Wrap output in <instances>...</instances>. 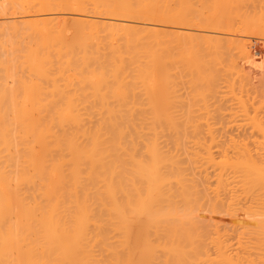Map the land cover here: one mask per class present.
I'll return each instance as SVG.
<instances>
[{"label": "bare ground", "instance_id": "bare-ground-1", "mask_svg": "<svg viewBox=\"0 0 264 264\" xmlns=\"http://www.w3.org/2000/svg\"><path fill=\"white\" fill-rule=\"evenodd\" d=\"M253 1L256 4H253ZM249 2L255 7L259 2L261 8L256 7L254 10L258 11L253 10V14L249 11L246 13L245 3L249 5ZM243 4L246 6L243 7ZM33 13L40 15L33 19L31 16ZM88 13L104 16L105 21L103 20L100 25L98 21L92 20ZM17 17L22 19L26 26L24 27V23V29L22 31L19 29V33L15 29L16 26L8 32L5 25L12 20L15 23ZM135 20L151 22L148 28L143 30L149 35L142 33V30L140 32L136 29L138 27L129 25ZM68 22L73 24L68 25ZM161 22L181 26L179 30L185 36H189L188 31L193 34L190 36L198 35L190 31L191 26L200 27L198 30L204 29L206 34L204 32L202 35L199 34L201 37L205 35L199 43L202 49L209 51L210 46L216 47L211 49L214 51L211 53H216L214 56L217 58L219 52H216V49H219L217 31L221 33L224 31L226 34L246 32L247 35L251 32L252 35L257 34L255 37L260 36L259 39L261 37L264 39V0H0V25L5 26L0 29V264H201L226 261L233 256L247 260L255 248L264 245V156L263 160H260L262 162L254 159L247 150V143L240 142L245 146H239V143L237 146L233 138L231 141L236 144H233L236 146L233 153L225 152L226 149H230L229 145L225 149L222 147V152L218 154L221 158L217 156L218 159L214 156L213 148L217 147L214 145L217 142L213 135L209 134L211 130L207 131L211 145L208 141L205 142L206 139L194 138L199 132L197 120L181 121L184 124L188 122L185 125L195 126L194 130L190 129L191 135L196 130L194 137L192 136L195 141L192 138L190 141V137L184 131V137L185 134L189 137L187 141L181 133L184 129H188V133L190 126L187 128L183 124L181 126L180 118L177 119L171 114L156 113L160 109L157 101L149 100L147 104L154 113L135 115L130 112L133 109L135 111L138 102H131L132 100L127 98L122 100L114 98L112 101L105 99L104 96L96 97L93 101L77 100L67 96L55 98V94L60 91L55 79L57 75L50 79L52 83L47 87L39 82L33 87L24 86L19 91H11L8 88V80L15 73L10 52L22 51L23 60L19 64L41 78L40 80L47 79L44 80L45 83H50L48 78H51L49 73L54 72L50 71L52 68L55 70L58 67L56 70L60 75L72 70L89 80L92 95L107 94L110 90L114 96L117 94L121 96L123 93L125 95V90L129 89L123 86L125 76L128 78L134 76L136 80L139 78L145 92L150 95L155 92L157 84L161 83L159 81L163 80L164 84L169 82L168 76L170 77L172 70L170 66L173 67L175 61L183 62L181 66L184 68V64L189 63L186 65L189 74L196 70V76H201L208 66L211 75L202 74L201 82L209 84L212 79L216 80L217 77L210 72L212 70L210 63L213 62L211 59L214 56L208 59L200 57L204 63L198 59L196 51L199 50L200 44L196 43L197 38L195 41L188 37L190 47L188 44L185 45L190 49L187 51L184 46L182 47L186 52L183 54L182 49L181 59L177 58L174 62L170 58L166 59L167 57L163 59L165 56L159 54L157 48L161 45L160 42H164L160 41L161 35L158 34L160 29H157L158 23ZM8 26L12 27L11 24ZM132 29L135 32L138 30L136 41L138 39L142 41L145 35L148 37L153 33L149 31H154L152 39L151 37L148 39V42L150 39L153 41L154 48L149 49L148 53L145 51L144 55L147 57L144 62L142 58V60L137 58L143 52L138 48L136 52L140 53L134 57L135 54L128 52L129 62H126L128 53L124 52L130 51V46H134L132 43L134 36L129 34L130 31L134 35ZM176 34H180L179 31ZM120 38L122 41L125 39L122 42L124 44L122 49L127 48L123 49L124 52L120 49L122 45L119 43ZM206 38L211 40L212 44H209L210 41ZM215 38L217 42L212 40ZM154 41L156 43L153 45ZM203 41L206 46H203ZM137 42L140 43L139 40ZM242 42L243 44L238 43L240 44L238 49L243 55L249 56L250 46H247L246 41ZM164 43L167 45V42ZM252 43L253 40H250V44ZM93 45L97 47L96 49L93 47L94 50L91 48ZM195 46L198 47L197 50ZM163 47L165 48V44L160 48ZM106 48L108 53L104 51ZM132 50L134 52L135 49ZM217 61L219 62L218 58ZM201 62L205 70L199 72ZM193 67L196 69H192ZM133 69L136 71L135 74H132ZM236 74L234 78L232 77L233 81H227L232 88L239 81L237 84L240 93L244 91L247 94L245 83L251 77L247 71ZM191 76L193 78L195 75ZM194 79L193 84H201ZM108 81H112L113 87L107 84ZM113 81L116 82V87ZM233 90L234 88L232 89L234 93ZM237 99L243 103L240 111L246 116L245 113L248 111L245 110L248 108H245V99L242 95ZM86 108L88 110L92 108L91 113L92 110L100 112L90 114ZM82 109L89 113L84 114ZM127 109L130 112L124 113L123 110ZM196 121L198 124L192 125ZM165 132L167 134L171 132L172 136L176 134L175 137H179V134L186 140L183 141L184 144L188 142L190 145L191 142L193 150L199 147L198 152L197 150L192 152V148L187 149V154L191 153L187 155L189 163L195 166L190 165L194 170L193 176L203 166L208 167V164L210 167L211 165L216 167L217 171L214 172L217 176L216 182L213 179L212 185L215 186L214 192H218L226 188L230 190L233 186L232 184L228 187L230 182L228 175L225 174L227 170H231L233 172L231 180L235 182L237 194L233 195L232 187L231 191L225 194L233 195L231 198L229 196L230 200L227 198L229 200L227 204L225 203L227 201L222 202L224 201L222 199L219 202L220 198L210 201L206 197L208 194H204L207 192L208 183L203 182L207 185V187L204 185L206 191L203 192L201 181L198 179L199 184L196 176L189 174V177L188 173L187 175L185 173L189 163L188 166H183L181 159L183 165L179 163V155L168 153L169 151L167 154L164 147L161 149L163 143L160 144L159 141L162 139H159L162 137L167 141ZM177 137L176 140L173 138L176 144L173 146L179 150L182 148V138L179 140ZM164 143L168 144L169 140ZM204 143L209 145L205 146ZM203 162L206 164H202ZM199 166L201 168L196 169ZM207 175L208 170L202 177L205 178ZM207 177L210 179V175ZM238 191L248 197L246 203L248 205L244 202L241 206L240 203L246 199L240 202ZM224 193H221V196ZM221 211H225L224 214L241 217L252 225L248 230L247 228L241 230L243 234L240 237L239 230L234 229L236 233L238 232L237 235L232 231L233 228L229 229V233L237 240L234 242L238 244L235 248L240 249L234 252L233 256L229 251L233 241L228 240L233 237H223L226 241L223 240L220 235L222 231L218 234L220 221L219 225L214 224L217 221H213L216 220L214 218L217 214L221 217ZM211 220L215 225H212L214 226L211 227L212 230L210 224L208 225ZM202 223L208 225L207 228L212 231L208 235H212L214 231L217 234L214 233V236L208 239L210 241L206 236L209 230L203 232L205 226ZM249 230L250 238H253L251 240L248 239L249 235L246 232ZM245 232L248 238L243 236ZM252 232L256 235L253 236ZM203 233L206 238L203 237ZM205 239L213 249L215 247V250L208 242L205 243ZM225 242L230 245L227 246ZM206 244V247L209 245L211 248L210 253L208 248H203ZM225 245L230 249L227 250Z\"/></svg>", "mask_w": 264, "mask_h": 264}, {"label": "rangeland", "instance_id": "rangeland-1", "mask_svg": "<svg viewBox=\"0 0 264 264\" xmlns=\"http://www.w3.org/2000/svg\"><path fill=\"white\" fill-rule=\"evenodd\" d=\"M255 1H257V0H255ZM250 3V2H249ZM255 2L253 1V4H254ZM258 3L259 2H257V5H256V7H257V9L260 7V5H258ZM245 4H247V7H245L244 6V4H243V7H245L244 9L246 10L245 12L247 13V11H249V13H251V14H253L254 12H252L256 7L252 4V2L248 5V3H245ZM252 4V5H251ZM256 4V3H255ZM242 7V8H243ZM261 8V7H260ZM243 9V10H244ZM250 9V10H249ZM260 10V9H259ZM254 11H258V10H254ZM244 12V13H245ZM34 14V15H33ZM31 16H33L32 18L33 19H36V18H38V16L40 15H36L37 13H33ZM89 14V16L92 18V20H96V22L98 21L99 22V24L100 25H102L101 23L103 22V20H104V16H100V15H94V13H92V14H90V13H88ZM94 16V17H93ZM100 16V17H99ZM20 17V16H19ZM19 17H17V19L15 20V23L13 22L14 20H12V21H8L7 22V24L4 26V25H0L1 27H0V29H3V27H5L6 28V30L8 31V32H11L12 30H13V28L15 27V29L17 30V32L19 33V29H20V31H22L23 29H24V27L26 26V23H25V25H24V23L22 22L23 20L22 19H19ZM94 18V19H93ZM19 20V21H18ZM20 20H21V22H20ZM105 21V20H104ZM12 22V23H11ZM134 22H136V23H134ZM142 22V23H141ZM146 22H148V23H146ZM146 22H144L143 23V21H137V20H135V21H132L131 22V24H129V25H134L135 27H138V28H136V29H138V30H140V32H141V30L143 31L144 29H146V27L148 26V24L149 23H151V22H149V21H147L146 20ZM13 23H14V25H13ZM71 22H68L67 24L68 25H71V24H73V22L70 24ZM134 23V24H133ZM140 23V24H139ZM12 25V27H10V26H8V25ZM135 24H137V25H135ZM142 24V25H141ZM23 25H24V27H23ZM129 25L127 26V27H129ZM141 27H143V28H141ZM158 34H160L161 36H160V41H164V42H167V45H166V43H164V42H160V46L159 47H157L158 49V51H159V54L161 53V55H163V56H165L164 58H163V56H162V58L163 59H165L166 57V59H168V58H170L173 62L175 61V60H177V58H179V59H181L182 58V55L180 56V54H181V52H182V49H183V54L186 52V50L184 49V48H186L187 49V51L190 49H188V45H189V47H190V42H187L190 38H188V37H192V39H194L195 40V38H197L196 40L198 41V42H196V43H199V41H200V39L202 40V37L203 36H205V35H203L202 37H201V35L203 34V30L204 29H201V30H198V29H200V27L199 28H197V26L196 27H193L192 28V26H191V30L190 31H192V32H194L196 35L198 34H201V35H197V36H190L191 34H190V32L188 31V33L186 32V34H188L189 36H185L184 35V33H183V35L181 34L182 33V31L180 32V30H179V28L181 29V26L179 27V26H175V25H172V24H167V23H158ZM133 26V27H134ZM17 27H18V29H17ZM131 27V26H130ZM132 27V28H133ZM141 28V29H140ZM148 28V27H147ZM128 30H129V28H127ZM197 29V30H196ZM138 30H136V32H135V30L133 31V29H132V31H133V34L134 35H132V33H130V31H129V34L131 35V36H134V37H132V40H134V42H132L133 43V45L136 47H134V46H130L131 48H129V50L130 51H127L126 49L127 48H123V49H125V50H123L122 49V46L124 45L122 42L123 41H125V39H123V41L121 40L122 38H120V40H119V43L121 42V50H123V52L124 53H130V54H135V55H133V57L134 56H136V55H138L139 53H140V51L142 50L143 52H141V54L142 55H138V56H140V57H138L137 56V58H139L140 60H142L143 62H144V60L146 61V57H147V55H144V54H146V52L148 53V50L149 49H153L154 47L152 46V42L153 41H151V39H152V36H153V34H154V31H149V33H151V32H153V33H151L150 34V36H148L147 37V35H145V39L144 38H142V41L143 40H145V42L143 41V43H141L142 41H140L141 39H138L139 40V42L140 43H138L137 41H136V33H137V31ZM131 31V32H132ZM161 31V32H160ZM179 31V33L181 34H176L177 32ZM212 31V30H211ZM165 32V33H164ZM184 32V31H183ZM223 33H221V31L219 32V31H217L216 33V35L219 37H217V38H215V39H212V40H215L216 41V39L218 40V48L219 49H216L217 51L216 52H218L217 53V58H218V60H219V62L217 61V58L214 56V54H216V53H211V52H214V51H212L211 49H215L213 46H210L211 48H210V51L209 50H206V49H202V45H201V43H199L198 45L197 44H195L196 46H198L199 47V50H197L198 49V47H196L195 46V48H196V52L198 53L200 50H202V51H200L198 54H200V55H198L197 53H196V55H197V57H199L198 59H200V57L201 58H206V59H208V58H211L212 56H214V57H212L213 59L215 58V60H213V59H211V61H213V62H211L210 63V65H211V71L210 72H213V76L216 78L217 77V79L215 80H213L212 79V81H215V83L214 82H212L211 81V78L209 79L211 82H209V80H208V82H209V84L206 82V84H204V83H202L201 81H203V79L201 80V76H202V74L204 75V74H207V73H209L208 71V66L205 68V69H203V67H204V65H202V62H201V65H202V67H201V65H200V67H199V72L200 71H204L203 73H201L200 75L201 76H199L198 75V72H197V75L198 76H196V70H192V71H194V72H192L191 73V75H195V76H193V78H191L192 76L189 74V71L187 70V64H189V63H185L184 65H185V68H184V66L182 65L181 66V63H183V62H179V61H175L174 63H175V65L172 67V66H170V69H172V70H170L171 71V75H170V77L168 76V78H170V79H168L169 80V82H165V84L164 83H162V81H159V82H161V83H159V84H157V86H156V88H155V92L154 93H152L153 94V96H152V94H148V93H146L145 92V89H144V86H142L143 85V83H141L140 82V79L139 78H137V80L134 78V76H131V72L129 73V75L133 78V82H132V78L130 77V78H128V76H125V81H124V84H125V82H126V86L123 84V86L125 87V89H127V88H129V89H127L128 90V92H127V90H125L124 92H125V95H124V93L120 96V95H113V94H111V93H113V92H111V90L110 91H108V93L107 94H93L92 95V93H91V90L90 89H92L90 86H92V85H89V84H91V83H89L86 79H84V76H80V75H77L76 73H74V71H69V72H66V73H64V74H62V75H60V74H58V72H57V70H56V68H58V67H56L55 68V70L53 69H50V71L51 72H55V74H54V72H53V74L52 73H49V75L51 74V78H48L49 79V82L50 83H45V81H47V79H42V80H40L36 75H33V74H31L27 69H25V68H23V66L22 65H20L19 63L23 60V58H22V54H23V51L22 52H17V53H12V52H10V57L13 59V60H11V63H12V65H13V67H14V70H15V73H14V76H12L11 78H9V80H8V88H10L11 89V91H14V90H17V91H19L22 87H26V86H29V87H33V85H35V84H38L39 82V84H44V85H46V86H44L43 84H42V86H44V87H47V86H50L51 85V81H50V79L52 80V77L54 76H56L57 75V77L55 78L56 79V81H57V83H58V85L60 86L59 88V93H57V94H55V98H63L64 96H67V97H72V98H77V100H83V99H88L89 101L90 100H95L96 99V97L98 98H102V96H104L105 97V99L106 98H108L109 100L111 99V101L112 100H119L120 98V100H122V98L123 99H126L127 98V100L129 99L131 102H135V103H137V106H136V108L138 107V105H140V106H142V107H138L137 109L135 108V111H134V109L133 110H131L132 112H130V110H123L124 111V113H128V112H130V113H133V114H135V115H141V114H143V115H149V113L151 114V112H153L154 113V111L153 110H150V109H152V108H149V106L147 105V104H149V100L150 101H157L158 102V107L160 108H158L159 110H157L156 111V113L158 112V114H168V115H172V116H174V117H176L177 119H179V122H181V121H183V122H185V120H192V121H195V120H197L198 121V123H197V121L196 122H193L192 123V125H194V123H197L196 125H197V129H199V132H198V134L196 133V130L195 131H193L194 132V134H195V137H194V134L193 135H191V133H190V129L192 128L193 129V127L195 128V126H193V127H191V125H189L190 127H188L189 128V132L187 133V131H188V129H184L183 130V133H181V135L184 137V133L186 132V134L190 137V139H189V137L185 134V136L186 137H184L186 140H187V137H188V139L190 140V141H192V140H194L195 141V139L196 140H199L198 138L199 137H201V140L202 139H206V141L205 142H209V144L211 145L212 143H211V139L209 138L210 136H209V134H212L213 135V137L215 138V140H216V142H217V144L215 143L214 145L215 146H217V147H214L213 148V151H214V156L215 157H217L218 156V154H220L221 152H222V150L223 149H225L228 145H229V147H230V149L228 150V149H226V150H228V151H226L225 150V152H231V154L233 153L232 151H233V149H234V147H236L235 145V143H233V141L234 142H236L237 143V146H238V143H239V146L240 145H243V144H241L240 142H242V143H244V144H246L247 145V147H248V149L247 150H249L250 152V154H252V156L254 157V159H257L258 161H260V160H263V152H264V143H263V141H264V138H263V130H264V39H262V37H261V39H259V37L260 36H257V37H255L257 34H253L252 35V33L250 32V34L248 33V35H247V33L246 32H244V33H246V34H244V33H234V34H236V35H234V34H230L229 32H227V34H226V32L224 33V31H222ZM142 33H147V32H145V31H143ZM219 33V34H218ZM148 34V33H147ZM157 34V36H159ZM204 34H206L205 32H204ZM208 34V33H207ZM241 34V35H240ZM149 35V34H148ZM155 35H156V32H155ZM179 37H178V36ZM193 35V34H192ZM209 35H211L212 36V34H209ZM216 35H214V36H216ZM130 36V37H131ZM174 36V37H173ZM221 36V37H220ZM241 36V37H240ZM151 37V39H150V42H148L149 40V38ZM162 37V38H161ZM185 37V38H184ZM210 37V36H209ZM234 37V38H233ZM204 38V37H203ZM208 38V37H207ZM207 38H206V40H207ZM211 38V37H210ZM153 39H154V37H153ZM156 39H158L159 40V38H156ZM188 39V40H187ZM231 39V40H230ZM241 39V40H240ZM195 40V41H196ZM250 40H253V43L252 44H250ZM147 41V42H146ZM195 41H193L192 40V42H195ZM207 41H210L209 42V44L211 43V40H207ZM242 41H246L247 42V46L249 47V56L248 55H246V54H242L243 52H240V49H238L239 48V46H240V44H243V42ZM185 42H187V43H185ZM201 42V41H200ZM230 42H232V43H230ZM144 43H147V44H144ZM149 43H151L150 45H151V47H149ZM156 42L154 41V43H153V45L155 44ZM162 43H164L165 44V48L163 47L162 49L160 48L161 46H163L162 45ZM213 43H214V41H213ZM238 43H240V44H238ZM169 44H170V46H169ZM175 44V45H174ZM185 44H188V45H185ZM192 44V43H191ZM203 46L205 45L204 44V41H203ZM208 44V43H207ZM209 44L207 45L208 46V48H209ZM212 44V43H211ZM215 44V43H214ZM213 44V45H214ZM95 45V44H94ZM92 46L91 48H95V46L97 45H95V46ZM136 45H138V47L136 46ZM217 45V44H216ZM235 45V46H234ZM239 45V46H238ZM184 46V48H182ZM186 46V47H185ZM200 46H201V49H200ZM206 46V45H205ZM215 46V45H214ZM232 46V47H231ZM238 46V47H237ZM247 46H246V48H247ZM99 47V46H98ZM125 47V46H124ZM139 47H141V48H139ZM144 47V48H143ZM149 47V48H148ZM213 47V48H212ZM230 49H229V48ZM94 48H93V50H94ZM97 48V47H96ZM95 48V49H96ZM108 48V47H107ZM103 49L105 52L108 50V49ZM135 49L134 50V52H133V50L132 49ZM138 48V50L140 49V51H137L136 52V49ZM204 48H207V47H204ZM260 48V49H259ZM100 49H102V46H101V48ZM255 49V50H254ZM258 49V50H257ZM155 50V49H154ZM239 50V51H238ZM146 51V52H145ZM150 51V50H149ZM156 51V50H155ZM210 52V53H208V52ZM190 52V51H189ZM193 52V51H192ZM207 52V53H206ZM257 52V53H256ZM107 53H108V51H107ZM128 53V55H127V57H126V59H127V61L126 62H129L128 61V56H130V54ZM137 53V54H136ZM195 53V52H194ZM204 54V55H203ZM208 54V55H207ZM209 54H212L211 56H209ZM255 54V55H254ZM258 54V55H257ZM131 55V56H132ZM179 55V56H178ZM194 55V54H193ZM243 55V56H242ZM142 56V57H141ZM144 56V57H143ZM161 57V56H160ZM53 58H54V56H53ZM142 58V59H141ZM145 58V59H144ZM161 58V59H162ZM250 58V59H249ZM55 59V58H54ZM197 59V58H196ZM195 59V60H196ZM170 60V61H171ZM250 60V61H249ZM167 61V60H166ZM169 61V62H170ZM171 61V63H173ZM208 62L210 61V60H207ZM217 61V62H216ZM55 62V61H54ZM176 62H179V64H177ZM56 63V62H55ZM54 63V64H55ZM171 63H169V65L171 64ZM204 63V62H203ZM18 64H19V66H18ZM167 64H168V62H167ZM206 64V63H205ZM58 65V64H57ZM56 65V66H57ZM169 65H167V66H169ZM172 65V64H171ZM176 65L177 66H179V67H176ZM187 65V66H186ZM208 65H209V63H208ZM54 67H55V65H54ZM172 67V68H171ZM236 67V68H235ZM191 68V67H190ZM190 68H188V69H190ZM210 68V67H209ZM258 68V69H257ZM192 69H196V68H192ZM243 69V70H242ZM134 70V69H133ZM191 70V69H190ZM234 70V71H233ZM245 70V71H244ZM251 70V71H250ZM241 74L242 72L244 73V72H246L247 71V73L249 74L248 76L249 77H251V79H246L247 81H246V85H245V89H244V87H243V89L245 90V91H247V94L243 91V93L241 94L240 92V87H239V84H237L236 83V85L233 87L234 88V93L232 92V86L229 84V82L227 81V80H232L234 77H235V74L236 73H238V72ZM242 71V72H241ZM57 72V73H56ZM135 70L134 71H132V74L134 73L135 74ZM236 72V73H235ZM251 74H250V73ZM170 73V72H169ZM210 75H211V73H209ZM215 74V75H214ZM58 75H60V76H58ZM209 75V76H210ZM243 75V74H242ZM207 76V75H206ZM236 76H237V74H236ZM53 77V78H54ZM194 77L196 78V79H194ZM213 77V78H214ZM233 77V78H232ZM248 77V78H249ZM110 78H111V76H110ZM113 78V77H112ZM126 78H127V80H126ZM203 78V77H202ZM206 78V77H205ZM244 78V77H243ZM107 79H108V76H107ZM131 81H130V80ZM192 79H194L195 80V82H196V80L198 81V82H201V84L199 83H196V84H193V80ZM225 79V80H224ZM111 80H114V79H111ZM164 80H165V78H164ZM43 81V82H42ZM122 81V82H123ZM138 81H139V83H138ZM166 81V80H165ZM233 81V80H232ZM242 81V80H241ZM245 81V80H244ZM204 82H205V80H204ZM231 82V81H230ZM243 82V81H242ZM251 82V83H250ZM113 83H114V81H113ZM167 83V84H166ZM213 85H212V84ZM48 84V85H47ZM108 85H112V81H108V83H107ZM204 84V85H203ZM227 84V85H226ZM229 84V85H228ZM255 84V85H254ZM116 85V82L114 83V86ZM210 85V86H209ZM211 85L213 86V87H211ZM238 85V86H237ZM249 85V86H248ZM112 87H113V85H112ZM116 87V86H115ZM208 87V88H207ZM239 87V88H238ZM247 87V88H246ZM90 90V91H89ZM133 91V92H132ZM91 94H90V93ZM110 94V95H109ZM236 95V97H235V95ZM96 95V96H95ZM113 95V96H112ZM124 95V96H123ZM149 95V96H148ZM239 95H242V98H244L245 99V108H248V110H245V112H247V114L245 113V115L246 116H243L242 115V113L241 112H243V111H240V110H242V107L243 106H241V105H243V103L241 104L240 103V101L237 99V97L239 98ZM44 96H46V95H44ZM47 96H49V95H47ZM118 96H119V98H118ZM245 96V97H244ZM103 97V98H104ZM95 98V99H94ZM115 98V99H114ZM150 98V99H149ZM142 102V103H141ZM146 102H148V103H146ZM247 104V105H246ZM144 105V106H143ZM147 105V106H146ZM247 106V107H246ZM141 108V109H140ZM167 108V109H166ZM92 109V108H91ZM91 109H87L86 108V110H88V111H90V114H92V113H98V112H100V111H98V110H92V113H91ZM95 109V108H94ZM85 110V111H86ZM84 114L85 113H89V112H84V109H82L81 110ZM123 111H119V113L120 112H122L123 113ZM101 112H102V110H101ZM135 112V113H134ZM186 118V119H185ZM189 118V119H188ZM208 119V120H207ZM201 121V122H200ZM203 121H206V122H203ZM208 121V122H207ZM188 123V122H187ZM187 123H185V124H187ZM207 123V124H206ZM181 126H183L184 125V127H186L187 128V126L188 125H185L184 123H179ZM183 124V125H182ZM183 127V128H184ZM194 130V129H193ZM208 130H211L210 132L211 133H209V134H207V131ZM185 131V132H184ZM198 131V130H197ZM170 133L171 132H169V134H167L166 132H165V134H167V136L165 137V134H164V137L167 139V141L169 140V143L168 144H165L164 142H167V141H164L163 140V138L161 137L159 140H161V141H159V142H161L160 144H162L163 143V145H162V147H161V149H163V147H164V152L165 153H167V151H169L168 153H172V154H177V155H179V163L181 162L180 161V159L183 161V164H182V162H181V164L183 165V166H188L187 165V163H189V161L190 160H188L189 158H187V155L189 156L191 153H189V154H187V149H190L191 150V148L193 147L192 145H191V142H190V145H191V147H190V145H189V143L188 142H185V144L186 143H188V145L186 144V146H185V144H184V142L183 141H186L184 138H182L179 134H178V136L179 137H177V138H179V140L181 139L182 140V142H181V145H182V148H180L179 150H176L175 149V145L176 144H174V142H175V135H173L172 136V133H171V135H170ZM196 135H198L197 137H196ZM162 136H163V134H162ZM195 138V139H193V137ZM171 137H172V141H170V139H171ZM164 138V139H165ZM173 138L175 139V140H173ZM191 138H192V140H191ZM234 138V139H233ZM208 139V140H207ZM233 139V141H231ZM210 140V141H209ZM163 141V142H162ZM188 141V140H187ZM229 141V142H228ZM244 141V142H243ZM202 142H204V140L202 141ZM207 142V143H208ZM173 143V144H172ZM193 143V142H192ZM207 143H204L205 144V146H208L209 144H207ZM230 143V144H229ZM197 144H199V141H198V143ZM225 144V145H224ZM233 144H235L234 146H233ZM174 145V146H173ZM195 145V144H194ZM202 145V144H201ZM214 145H212V146H214ZM223 145V146H222ZM196 146V145H195ZM194 146V147H195ZM221 148H220V147ZM233 146V147H232ZM245 145H243V147H244ZM222 147H223V149H222ZM204 148V147H203ZM201 149L200 148V150H203L204 151V149ZM217 148H219L221 151H219V149H217ZM212 149V148H211ZM210 149V150H211ZM166 150V151H165ZM195 150H197L196 152H198V150H199V147H195L194 148V150H193V148H192V152L194 151L195 152ZM212 151V150H211ZM212 151V152H213ZM201 152V154H202V151H200ZM220 152V153H219ZM229 152V153H230ZM167 153V154H168ZM222 155V154H221ZM219 158H221V156H218ZM217 157V158H218ZM218 158V159H219ZM262 158V159H261ZM216 159V158H215ZM217 159V160H218ZM256 160V161H257ZM260 162H262V161H260ZM199 163V162H198ZM199 164H201V163H199ZM199 164H197V165H199ZM202 164H204V162L202 163ZM206 164V163H205ZM204 164V165H205ZM193 165V167H195L194 166V164H192L191 162L189 163V168H188V170L185 172L186 173V175H187V173H188V175L187 176H189V174H191L190 176H193L192 174H193V172H194V170H193V168L191 167V166ZM202 166V165H201ZM201 166H199L198 168H196V169H200L201 168ZM208 167H204L203 166V168H201L199 171H200V173H199V171H196L197 173L195 174V176H196V178H197V180L199 179L201 182V184L199 183V180H198V182L197 183H199L200 185H202V188H203V192H205L206 190H207V192L206 193H204L205 195L206 194H208V195H206V197L210 200V201H213V200H215V199H217V198H220V200L219 199H217V200H219V202L220 201H222V200H224V201H222V202H225V201H227V202H225L226 204L228 203V201L230 200V198L231 197H233V195H235V194H237V192L235 191V189H237V188H235L236 187V185H235V182H233L231 179H233L232 177H233V175H231V174H233V172L230 170H227L226 172H225V174H227L228 176V178H229V181L228 182H230L229 183V185H228V187H230V185L232 186V184H233V186L232 187H234L233 189L234 190H232L231 191V189H232V187H230L229 189L230 190H228L227 188L226 189H222V191L220 190V191H218V192H220L219 194H218V192L216 191V192H214L215 190H214V188H215V186L214 185H212V184H214L213 183V179H214V182H216V178L215 177H217L216 176V167H212V165H211V167L209 166V164L207 165ZM187 168V167H186ZM210 168V169H209ZM213 168H214V171H213ZM195 169V168H194ZM203 170V171H202ZM205 170V171H204ZM208 170V175L207 176H209L210 175V179L207 177V179H205V178H203L204 176H203V174L205 175V173H206V171ZM202 171V172H201ZM209 171H210V173H209ZM213 171V172H212ZM215 172V173H214ZM229 172V173H228ZM213 173L215 174V176L213 175ZM230 175H231V178H230ZM189 176V177H190ZM195 176H193V177H195ZM203 176V177H202ZM199 177V178H198ZM214 177V178H213ZM209 179V180H208ZM194 180L196 181V179L194 178ZM207 180V181H206ZM208 181H210V182H208ZM203 182H205V183H208V187H207V185L206 184H203ZM233 182V183H232ZM199 184H197V185H199ZM211 186H210V185ZM199 185V186H200ZM204 185H206V187H207V189L205 190L204 188ZM199 189H200V187H198ZM201 188V189H202ZM209 189V190H208ZM227 190V191H226ZM224 191H225V193H224ZM232 192V193H234L232 196H231V194L230 193H227V194H229V196H230V198H229V196L228 195H225L226 194V192ZM234 191V192H233ZM201 192V194L203 193L202 191H200ZM239 192V191H238ZM221 193H224V197L223 196H221ZM240 193H242L241 191L238 193L240 196H239V198H240V202L242 201V200H244V198L246 199L245 201H242V203H240L241 204V206L243 205V203L244 204H246L247 203V200H249V199H247L248 197L246 196L245 197V194L244 193H242V194H240ZM203 194V195H204ZM217 194V195H216ZM223 197V198H221V197ZM226 196H228V197H226ZM216 197V198H215ZM226 197V199L227 198H229V200L227 199H224ZM243 198V199H242ZM222 199V200H221ZM249 202V201H248ZM246 205H248V204H246ZM221 206V205H220ZM223 212H225V211H221V213H222V215H221V217L217 214L215 217L216 218H214V219H216V220H213V221H217V222H214V224H218V222H219V224L222 226H218V225H216V226H218V234L220 233V235L222 236H220L222 239H223V237H225V238H228V236L229 237H233L234 235H232V234H230L229 232V229H231V228H233V232L235 231V230H239V232L240 233H236V231H235V233L240 237V235H242L243 234V232L241 231V230H244V229H246L247 228V230H248V228L251 226L252 227V225H250L249 223H247V222H245V220H243L241 217H238V216H232V215H229V214H224ZM220 213V212H219ZM220 213V214H221ZM206 215H208L207 214V212L205 213ZM204 213H203V215H205ZM220 217V218H219ZM217 218L218 219H220V220H217ZM207 222V221H206ZM209 222V221H208ZM204 223V222H203ZM202 223V224H203ZM213 222H212V220H211V222H209L208 223V225L210 224V229H211V227H212V225H214V224H212ZM205 224V223H204ZM203 224V225H204ZM208 225H204L205 226V228H204V231H203V227L204 226H202L201 227V230L203 231V232H207V229L209 228V226ZM215 226V225H214ZM213 226V227H214ZM208 227V228H207ZM212 227V228H213ZM224 228H226V229H224ZM236 228V229H235ZM238 228V229H237ZM210 229H208L209 230V232H205L207 235V237H209V238H207V240L208 239H210V237L213 235L214 236V233L216 234V232L214 231L213 233H212V235L211 234H209L208 235V233H210V232H212ZM215 229L217 230V227H215ZM215 229H213V230H215ZM235 229V230H234ZM250 229V228H249ZM232 231H231V233H232ZM251 231H252V229H251ZM253 231H254V233H256L255 232V229H254V226H253ZM226 232H228V233H226ZM242 232V233H241ZM248 233V235H249V238H248V236H246L247 235V233ZM245 233L246 234H244L243 236H246L248 239H253V238H250L251 237V234L249 233L250 232V230L249 231H246ZM225 233L226 234H228L227 236L225 235ZM204 234V233H203ZM223 234V235H222ZM234 234V233H233ZM217 235V234H216ZM225 235V236H224ZM232 235V236H231ZM252 235L253 236H255L254 234H253V232H252ZM203 237L204 238H206L205 237V234L203 235ZM239 237H238V239H239ZM225 238L223 239V240H225ZM228 240H230V242H232L233 243V245H232V243H231V250H229L231 253V255L233 256V255H235V253L234 252H237L238 250H240V249H237V248H235L236 247V245H238V244H235L236 243V241L237 240H235V238L233 237L232 239L231 238H229ZM227 240V242H229ZM244 240H247V239H245L244 238ZM255 240V239H254ZM205 241H206V239H205ZM204 241V242H205ZM208 241H210V240H208ZM208 241H206L205 243H207ZM226 241V240H225ZM227 242H225V243H227ZM235 242V243H234ZM209 243V242H208ZM207 243V244H208ZM207 244L206 245H203V248L204 247H206L207 246ZM228 244V245H227ZM226 245L227 246H229L230 245V243H227ZM235 244V245H234ZM209 245L211 246V244L209 243ZM209 245H208V247H206V249L208 248H210L209 247ZM226 245H225V247H226ZM211 248L213 249V247L211 246ZM210 248V249H211ZM227 248V247H226ZM229 249H230V247H228ZM228 248H227V250H228ZM234 248V249H233ZM210 249H209V253H210ZM256 250L253 252V254L251 255V257L250 256H248V259L247 260H242V259H237V256L236 257H231V259H228V260H226V261H214V262H205V263H201V264H264V245L263 246H261V248H259V247H257V248H255ZM213 250H215V247H214V249ZM235 250V251H234ZM228 251V252H229ZM212 253L214 254V251H212Z\"/></svg>", "mask_w": 264, "mask_h": 264}]
</instances>
